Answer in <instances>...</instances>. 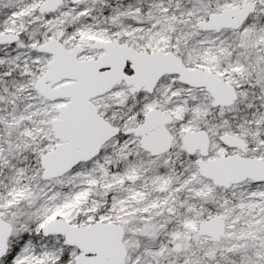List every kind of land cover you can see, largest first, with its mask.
<instances>
[{
    "label": "snow or ice",
    "instance_id": "obj_1",
    "mask_svg": "<svg viewBox=\"0 0 264 264\" xmlns=\"http://www.w3.org/2000/svg\"><path fill=\"white\" fill-rule=\"evenodd\" d=\"M0 264H264V0H0Z\"/></svg>",
    "mask_w": 264,
    "mask_h": 264
}]
</instances>
